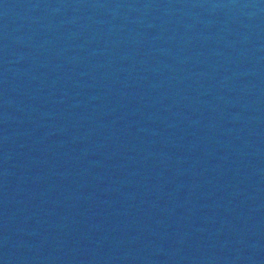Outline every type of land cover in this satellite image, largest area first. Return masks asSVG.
Here are the masks:
<instances>
[{
  "label": "water",
  "instance_id": "obj_1",
  "mask_svg": "<svg viewBox=\"0 0 264 264\" xmlns=\"http://www.w3.org/2000/svg\"><path fill=\"white\" fill-rule=\"evenodd\" d=\"M0 264H264V0H0Z\"/></svg>",
  "mask_w": 264,
  "mask_h": 264
}]
</instances>
